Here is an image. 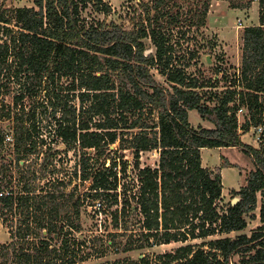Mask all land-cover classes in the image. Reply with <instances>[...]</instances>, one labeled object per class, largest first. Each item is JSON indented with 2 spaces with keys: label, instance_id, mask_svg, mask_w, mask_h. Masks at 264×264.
I'll use <instances>...</instances> for the list:
<instances>
[{
  "label": "trees",
  "instance_id": "1",
  "mask_svg": "<svg viewBox=\"0 0 264 264\" xmlns=\"http://www.w3.org/2000/svg\"><path fill=\"white\" fill-rule=\"evenodd\" d=\"M32 2L0 3V19L7 22H0V118L12 123L10 133L0 130V152L4 144L12 146L11 154L0 156V191L12 183L11 163L18 168L14 187L0 196L2 223L10 229V240L0 243V264H78L109 248L119 253L230 232L240 233L207 240L206 249L188 243L153 261L124 257L110 264H264V0L258 2L259 23L242 29L239 66L232 74L216 66L219 78L187 71L213 43L182 52L175 43L189 40L188 31L177 41L172 32L183 20L189 29L204 26L211 0H151L132 28L114 20L85 22L81 12L88 5L110 11L104 0ZM230 5L248 8L251 0ZM210 83L240 86L199 89ZM7 92L10 101L3 97ZM190 109L213 127L192 126ZM251 128L258 147L241 139ZM6 134L12 142H5ZM51 137L79 151L71 177L90 181L86 194L67 191L68 182L58 178L57 152L42 148L50 150ZM116 142L133 152L134 176L127 161L111 155ZM204 147H236L250 159L235 204L219 205L220 167L202 166ZM147 150L158 152L154 167L137 161ZM87 197L104 210L113 207L109 243L96 234L77 236ZM256 217L260 224L241 232ZM127 231L117 244L116 236Z\"/></svg>",
  "mask_w": 264,
  "mask_h": 264
},
{
  "label": "rangeland",
  "instance_id": "2",
  "mask_svg": "<svg viewBox=\"0 0 264 264\" xmlns=\"http://www.w3.org/2000/svg\"><path fill=\"white\" fill-rule=\"evenodd\" d=\"M107 2L111 9L106 14L104 12H97L92 9L90 5L85 7L82 12L81 16L87 23L94 22L95 20H114L122 26L126 28H132L138 17L144 14L143 11V4L151 5V0H104ZM182 2V0H176ZM0 3L3 4L5 7H16V6H23V5H32V0H0ZM172 1L169 2L171 4ZM198 4L195 1L194 6ZM187 4L181 10L182 12H186ZM172 12H175V9H171ZM262 11V7L259 3L251 2V5L248 8H235L230 5V0H211L209 5V11L207 14V20L204 26H200L199 29L195 27H191L190 29L186 25V21L183 20L181 24L177 27L172 29L174 34L173 41H177V39L181 36L182 31H188L189 40L179 39V43L176 47L182 52L185 51L184 47H194L200 45L205 40H209L211 43L214 44L211 51L204 50L202 53L199 54V58L195 65L190 66L187 71L190 74H193L199 78L202 77H212V78H219V75L215 74L216 66H222L227 70L229 74H232L235 69L240 64V57H241V32L242 28L236 27V19L241 18L243 20L244 25H251L259 23L260 13ZM153 11H151L152 13ZM140 14V15H139ZM185 14V13H184ZM184 14L181 15L182 18ZM2 23H7L6 20H1ZM10 25L14 26L15 24L9 23ZM178 46H181L179 48ZM209 58V60L207 59ZM152 72L155 78L159 81L162 80V77L156 72L155 69H152ZM227 86H240L237 83L232 84H224V83H210L203 85L200 87V90H208L214 92L215 90H221ZM12 96V92H7L3 95L5 100L10 101ZM242 120V116H240ZM188 120L190 124L194 127L199 125L204 127H213V124L200 117L199 113L195 109H190L188 111ZM11 120L1 119L0 118V130L4 132H11ZM242 140L247 142L255 147H258L259 140L257 139V133L255 132L254 128H251L249 132L241 133ZM54 138L55 137H51ZM48 140V139H47ZM50 150L46 149L48 153L57 152L56 161H55V168L57 169V176L58 178H62L68 185L66 186L67 191L76 190L77 193L80 194L89 191L90 181L81 182L79 179H75L71 177L73 172V165L75 160L78 157L79 151H74L72 149H67L65 144L61 141H50ZM48 147V146H47ZM2 151L0 152V156L11 154L12 146L4 144L2 147ZM110 149L112 150L113 157H121V160L127 161L128 165L131 168V174L134 176L135 171L133 168L136 159L134 157L133 152L130 149H119L118 143H114L110 145ZM42 155V154H41ZM41 155L39 156L37 163L41 160ZM158 152L156 150H147L142 151L139 154V159L137 160L140 166L149 165L151 167L156 166L158 162ZM2 157H0L1 160ZM30 158H33L30 157ZM119 160V159H117ZM201 161L202 166L209 167V168H217L220 167V173L222 176V196L219 201L220 206H225L229 201H231L236 196V190H238L244 183L247 176L248 171L252 168V163L250 159L244 155L239 149L236 147H224V148H216V147H204L201 149ZM30 161L27 160L25 165L28 164ZM109 161H106L105 165H108ZM222 164H226L228 166H222ZM230 164V165H229ZM38 164H35V168ZM119 168V167H118ZM10 176L12 177V183L6 190L13 188L15 182V176L18 174V168L14 166V163H11L10 169ZM9 188V189H8ZM260 201L257 202V208L255 213L258 214ZM81 211V224L83 226V231L77 234L78 237L86 234H96L99 235L103 241L109 243L110 236L108 233L114 232V228L112 226L111 221V210L113 207L109 209H98L97 203L93 202L89 197H87L84 201V206L82 207ZM137 216L136 218H138ZM130 223L135 222V218L130 216L128 219ZM260 224L258 217L255 219H248V225L245 229L241 232H245L249 234L253 229H255ZM9 228L6 224L2 223V217L0 215V243L8 242L10 240L9 236ZM131 231H127L125 235L116 236L115 241L123 244L120 240H124ZM240 232H230L228 234H214L210 235L206 238H195V239H188L184 242H170L165 244H152L148 247H141V248H134L132 250L126 252H114L111 248L105 252L104 255H97L94 256L86 261H83L78 264H97L99 262H114L118 259H123L127 257L129 259L137 260V258H147L150 261L154 260V256L167 252L172 251L177 246L183 244H194L195 246L203 245V248L206 249L205 242L207 240L218 238L220 236H235ZM60 243L57 245L59 246ZM238 260V255H234L233 261L236 262Z\"/></svg>",
  "mask_w": 264,
  "mask_h": 264
},
{
  "label": "built area",
  "instance_id": "3",
  "mask_svg": "<svg viewBox=\"0 0 264 264\" xmlns=\"http://www.w3.org/2000/svg\"><path fill=\"white\" fill-rule=\"evenodd\" d=\"M251 2L258 3L259 0H251ZM245 26L246 25L243 24V20L241 18H237L236 19V27L237 28H242V27H245ZM240 112H241V110H239V113ZM257 139H258V136H257ZM12 141H13L12 135L11 134H6V136H5V142H12ZM7 194H9V190H2V191H0V196L7 195ZM96 203L98 205V209L100 210L101 209V203L99 201H96Z\"/></svg>",
  "mask_w": 264,
  "mask_h": 264
},
{
  "label": "water",
  "instance_id": "4",
  "mask_svg": "<svg viewBox=\"0 0 264 264\" xmlns=\"http://www.w3.org/2000/svg\"><path fill=\"white\" fill-rule=\"evenodd\" d=\"M146 53H149V52H152V49L149 48L145 51ZM209 60V58H207ZM238 201V197H234L232 200H231V203L232 204H235L236 202Z\"/></svg>",
  "mask_w": 264,
  "mask_h": 264
},
{
  "label": "crops",
  "instance_id": "5",
  "mask_svg": "<svg viewBox=\"0 0 264 264\" xmlns=\"http://www.w3.org/2000/svg\"><path fill=\"white\" fill-rule=\"evenodd\" d=\"M241 139H242V135H241Z\"/></svg>",
  "mask_w": 264,
  "mask_h": 264
}]
</instances>
